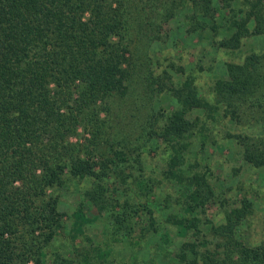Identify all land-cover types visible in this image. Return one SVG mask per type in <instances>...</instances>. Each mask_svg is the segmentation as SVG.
<instances>
[{
	"label": "trees",
	"instance_id": "trees-1",
	"mask_svg": "<svg viewBox=\"0 0 264 264\" xmlns=\"http://www.w3.org/2000/svg\"><path fill=\"white\" fill-rule=\"evenodd\" d=\"M178 14L233 54L208 96L153 49ZM251 36H264V0H0V264H97L115 242L119 264H158L140 257L148 242L161 264H264V235L238 230L257 216L254 201L189 158L193 144L220 140L264 165V47L245 48ZM162 94L176 105H160ZM194 107L203 114L190 118ZM79 126L88 136L71 140ZM152 140L164 164L148 172ZM68 179L86 181L83 197L105 214L102 247L54 245L63 213L48 189ZM166 225L187 236L174 250L156 241Z\"/></svg>",
	"mask_w": 264,
	"mask_h": 264
},
{
	"label": "rangeland",
	"instance_id": "rangeland-1",
	"mask_svg": "<svg viewBox=\"0 0 264 264\" xmlns=\"http://www.w3.org/2000/svg\"><path fill=\"white\" fill-rule=\"evenodd\" d=\"M187 25L182 14H178L176 17L170 19L164 24L163 40L154 45V51L165 54L168 52L170 60L173 61L175 66H181L187 72L195 74L196 82L200 85V91L207 95L209 85L214 78L225 75V60L232 57V53H228L223 48H219L211 41V36L208 32L187 30ZM244 47L251 46L264 47V36H251L246 38ZM166 50V51H165ZM159 52V54H160ZM158 54V55H159ZM167 60H163L165 64ZM165 66V65H164ZM208 96V95H207ZM160 105L165 107H173L176 105L174 99L170 98L166 94L159 95L156 98ZM157 105H159L157 103ZM202 108H193L187 113V116L194 118L195 115H202ZM209 125V118L207 120ZM232 122H229L228 126L232 128ZM88 136L87 130H83L81 126L77 128V133L71 135V140L84 141ZM219 138V136H216ZM157 141L152 140L151 147L146 148L144 168L146 171L154 170L159 171L160 167L164 164L163 152L160 148L154 145ZM159 143V142H158ZM159 147V145H158ZM241 147L234 142H220L217 145H212L209 141L203 148H198V145L193 144L191 151L189 152L190 160L197 154L200 158V164L202 167L207 163L212 166L211 177L214 184L218 189H228V193L239 197L244 190L248 193L251 199L254 201L255 209L257 210V216L253 217V222L246 223L243 221L238 225L239 232L247 234L251 239L260 238L264 235L260 227L261 222L264 220V165L256 167L248 162H245ZM207 161V162H206ZM183 173L188 174L186 166H183ZM209 169V168H208ZM86 181L68 179L61 186L56 188H49L48 192L55 194L59 198L58 207L62 214V225L58 227L54 245L61 247L66 252L73 250V245L78 246L79 250H82L84 246L89 247L90 241L98 244L102 247L105 239L107 219L105 214H99L95 205L82 195V189L87 186ZM156 198L161 197L162 187H156ZM179 191V185L175 186ZM182 188H184L182 186ZM230 189V190H229ZM207 215L212 218H220L221 212L217 209L216 204H206ZM165 231L157 237V240L161 246L164 243H168L166 247L176 249L180 245L181 241L186 239L187 236L178 230L176 226L170 227L166 225ZM167 233V235L165 234ZM166 236V237H164ZM165 238V239H164ZM155 241V243H156ZM166 241V242H164ZM148 242V241H147ZM154 242H148L142 249V255L140 256L146 262H149L151 258L156 257L154 260L158 264L164 262L163 254H159L157 251H153ZM163 243V244H162ZM115 249L112 251V256L104 259V262L97 264H119L120 261L117 258H112L114 255L118 257V250L122 245L119 242H115ZM119 244V245H118ZM128 256L127 249L124 250ZM153 251V252H152ZM75 252V251H74ZM151 254V255H150ZM120 255V254H119ZM126 259V257H125ZM119 261V262H118ZM127 262V260H126Z\"/></svg>",
	"mask_w": 264,
	"mask_h": 264
}]
</instances>
